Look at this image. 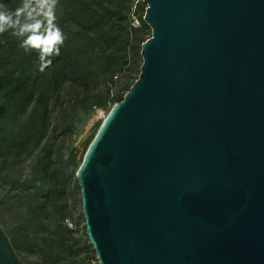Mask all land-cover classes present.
I'll return each mask as SVG.
<instances>
[{
  "label": "water",
  "instance_id": "water-1",
  "mask_svg": "<svg viewBox=\"0 0 264 264\" xmlns=\"http://www.w3.org/2000/svg\"><path fill=\"white\" fill-rule=\"evenodd\" d=\"M143 1L139 73L76 170L99 264H264V0Z\"/></svg>",
  "mask_w": 264,
  "mask_h": 264
},
{
  "label": "rangeland",
  "instance_id": "rangeland-1",
  "mask_svg": "<svg viewBox=\"0 0 264 264\" xmlns=\"http://www.w3.org/2000/svg\"><path fill=\"white\" fill-rule=\"evenodd\" d=\"M122 3L130 4L129 22L140 26L146 3ZM144 23L146 39L151 28ZM135 52V48L128 47L118 72L99 83L78 106L71 99L75 97L72 91L66 90L65 101L52 107L46 131L38 142L30 137L16 153L8 148V143L2 144L0 136V230L21 264H99L85 228L76 178L78 166H73L68 156L75 148L81 161L103 117L123 98L129 76L132 72V76L137 75L139 55ZM107 92L108 103L96 105ZM93 116L96 118L89 126ZM2 127L11 136L17 134L20 124L13 119H0V131Z\"/></svg>",
  "mask_w": 264,
  "mask_h": 264
},
{
  "label": "trees",
  "instance_id": "trees-1",
  "mask_svg": "<svg viewBox=\"0 0 264 264\" xmlns=\"http://www.w3.org/2000/svg\"><path fill=\"white\" fill-rule=\"evenodd\" d=\"M21 4L22 0H0V5L10 11ZM129 5L124 6L122 0H58L56 23L66 39L59 56L49 57L52 63L44 71H39L38 50L26 52L20 47L22 37L12 35V29L0 33V119L20 124L17 134L11 136L2 127V144L8 143V148L18 153L30 137L38 142L46 131L52 107L65 101V91L69 89L74 94V106L83 103L99 83L118 72L128 47L135 48L139 55L138 75L145 23L142 19L140 26L129 22ZM132 73L127 90L137 77ZM106 103L108 92L95 104ZM68 158L73 166L79 165L75 148ZM0 235L7 240L1 230Z\"/></svg>",
  "mask_w": 264,
  "mask_h": 264
},
{
  "label": "clouds",
  "instance_id": "clouds-1",
  "mask_svg": "<svg viewBox=\"0 0 264 264\" xmlns=\"http://www.w3.org/2000/svg\"><path fill=\"white\" fill-rule=\"evenodd\" d=\"M58 0H22L14 11L0 5V33L12 29V35L22 37L20 47L27 52L39 51V71L52 63L49 57L59 56L65 33L56 23Z\"/></svg>",
  "mask_w": 264,
  "mask_h": 264
},
{
  "label": "bare ground",
  "instance_id": "bare-ground-1",
  "mask_svg": "<svg viewBox=\"0 0 264 264\" xmlns=\"http://www.w3.org/2000/svg\"><path fill=\"white\" fill-rule=\"evenodd\" d=\"M92 118L90 119L89 123L91 122Z\"/></svg>",
  "mask_w": 264,
  "mask_h": 264
}]
</instances>
